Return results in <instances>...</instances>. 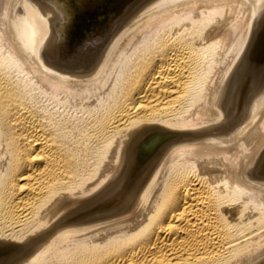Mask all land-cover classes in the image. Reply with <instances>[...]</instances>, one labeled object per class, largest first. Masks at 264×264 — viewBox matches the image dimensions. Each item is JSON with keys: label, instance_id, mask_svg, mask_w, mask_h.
I'll return each mask as SVG.
<instances>
[{"label": "bare ground", "instance_id": "6f19581e", "mask_svg": "<svg viewBox=\"0 0 264 264\" xmlns=\"http://www.w3.org/2000/svg\"><path fill=\"white\" fill-rule=\"evenodd\" d=\"M69 1L0 0V264H264V0Z\"/></svg>", "mask_w": 264, "mask_h": 264}, {"label": "rangeland", "instance_id": "374dc122", "mask_svg": "<svg viewBox=\"0 0 264 264\" xmlns=\"http://www.w3.org/2000/svg\"><path fill=\"white\" fill-rule=\"evenodd\" d=\"M106 13H109V14H111V13L113 14L114 13L115 14V13H117V10L116 9H111L109 11H106ZM92 20L93 19L91 17H89L88 19L84 18L83 21L81 22V26L78 28V32L84 31L87 28V26L92 22ZM37 99L39 100L38 102L40 104L44 101V99L41 96L40 97L37 96ZM39 103H37V104H39ZM55 110H57V109H54L53 111H55ZM73 114H74V116H77L78 115V114L73 113L72 110H69L68 112H66L65 115L66 116L68 115L67 118H69V119H67L68 120V123L70 122L71 125L73 123V126L75 124V127L76 128H78V126H79V125L77 126L76 124H80L81 123L79 127H83L86 124L85 119L84 120L83 119H79V115L77 117H74ZM57 116H59V113H55V117H57ZM60 116H62V115H60ZM70 117H71V120H70ZM80 120H82V121L80 122ZM82 122H83V125H82ZM70 123H69V127H71L70 129H76L75 127L71 126Z\"/></svg>", "mask_w": 264, "mask_h": 264}, {"label": "water", "instance_id": "95a60500", "mask_svg": "<svg viewBox=\"0 0 264 264\" xmlns=\"http://www.w3.org/2000/svg\"><path fill=\"white\" fill-rule=\"evenodd\" d=\"M59 1L63 2V0H59ZM69 2H70V1L68 0V2H65V3L68 4L69 6H72L73 3H69ZM67 10L70 11L69 8H67ZM87 32H88V31H87ZM83 35H85V33H82V35H81L80 37H82Z\"/></svg>", "mask_w": 264, "mask_h": 264}]
</instances>
